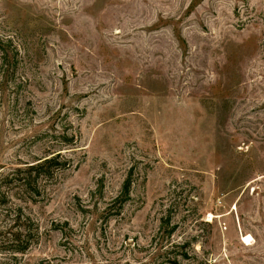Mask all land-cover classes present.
I'll return each mask as SVG.
<instances>
[{
	"label": "rangeland",
	"instance_id": "rangeland-1",
	"mask_svg": "<svg viewBox=\"0 0 264 264\" xmlns=\"http://www.w3.org/2000/svg\"><path fill=\"white\" fill-rule=\"evenodd\" d=\"M0 264H264V0H0Z\"/></svg>",
	"mask_w": 264,
	"mask_h": 264
},
{
	"label": "trees",
	"instance_id": "trees-1",
	"mask_svg": "<svg viewBox=\"0 0 264 264\" xmlns=\"http://www.w3.org/2000/svg\"><path fill=\"white\" fill-rule=\"evenodd\" d=\"M57 164H59V163L58 162L56 163V157L53 156V157L44 159L43 161L39 162L35 171H37L38 173L44 172L45 171L44 167L51 168ZM125 188H127V187H125Z\"/></svg>",
	"mask_w": 264,
	"mask_h": 264
}]
</instances>
